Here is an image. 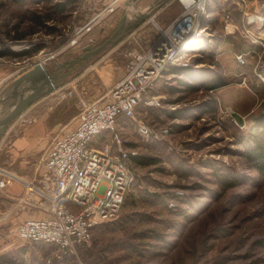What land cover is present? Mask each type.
Returning <instances> with one entry per match:
<instances>
[{
  "label": "rangeland",
  "instance_id": "1",
  "mask_svg": "<svg viewBox=\"0 0 264 264\" xmlns=\"http://www.w3.org/2000/svg\"><path fill=\"white\" fill-rule=\"evenodd\" d=\"M58 2L62 0H0V53L41 46L30 57L0 55V92L41 60L55 72L86 54L85 47L92 50L111 39L126 13L125 6L108 11L91 31L77 32L83 24L79 21L94 11L77 0L74 9L60 13ZM211 2L209 17L219 32L216 51L223 8L235 5L234 0ZM180 7L175 1L164 13H153L154 21L150 16L134 28L130 12L128 29L102 52L74 65L70 75L61 68L54 92L27 107L0 138V167L24 179L36 178L51 141L73 129L82 108L104 98L127 75L135 55L157 37L165 15H177ZM235 12L240 13L236 7L230 10L233 17ZM37 15L51 20L38 25ZM241 21H236V34L253 43L242 33ZM210 29L198 50H186L176 61L180 67L195 65L206 76L216 73L222 86L208 89L202 82L194 90L188 86L191 79L167 74L153 93L163 98L162 106H143L138 115L152 127L155 142L139 134L135 122L118 127L126 147L134 143L142 155L160 160L131 169L132 190L119 217L93 229L91 246L65 255L53 245L19 241L13 224L8 234H0V264H264V175L246 157L255 135L264 138V127L255 122L264 116V58L248 54L245 64L235 56L218 61L217 51L210 58ZM250 30L256 33L255 27ZM244 40H239L241 46ZM103 137L99 147L111 141L112 132Z\"/></svg>",
  "mask_w": 264,
  "mask_h": 264
},
{
  "label": "built area",
  "instance_id": "2",
  "mask_svg": "<svg viewBox=\"0 0 264 264\" xmlns=\"http://www.w3.org/2000/svg\"><path fill=\"white\" fill-rule=\"evenodd\" d=\"M81 1L86 10L91 11L89 0ZM121 1L115 0L86 18L76 31H91L104 19L105 13L121 6L126 7L128 15L133 12V17L153 11V7L139 8L138 0ZM173 1L180 4V14L167 26H158L157 37L146 50L135 55L127 75L104 98L87 103L73 129L51 141L43 168L36 178L24 179L0 167V189L6 190L14 183L22 185L24 190L16 198L17 204L45 213L43 217H30L19 223L14 231L19 241L53 245L65 255L74 252L78 246H91L93 229L119 217L132 190L134 173L130 161L140 152L137 148L125 146L118 127L132 121L139 134L156 138L152 127L138 119L139 107L162 106L164 100L161 96H146L170 67L179 66L176 60L181 54L188 49L198 50L208 38L205 30L212 0ZM233 3L241 13L242 33L253 43H261L258 34H254L250 27L264 28V5L259 0H234ZM230 9V6L223 8L225 31L228 35H235L239 28ZM152 14L150 20L154 21ZM74 43L76 39L72 41ZM247 55L239 53L236 59L245 64ZM39 62L44 63L43 60ZM108 132H112L111 141L99 147L98 138Z\"/></svg>",
  "mask_w": 264,
  "mask_h": 264
},
{
  "label": "crops",
  "instance_id": "3",
  "mask_svg": "<svg viewBox=\"0 0 264 264\" xmlns=\"http://www.w3.org/2000/svg\"><path fill=\"white\" fill-rule=\"evenodd\" d=\"M114 1L115 0H89L88 8L94 11V13L88 12L89 16H87L88 14H85L86 16H84L83 19L79 22L84 23V20L86 18H90L93 14L110 6ZM123 1L124 0H122L121 2ZM173 2H174L173 0H138L139 3L138 6L142 10H146L150 7H153L152 12L153 13L156 12V14H160L162 12L164 13L168 8V6H170ZM233 8L234 6H232L231 9ZM233 11L234 10H232L231 12ZM172 13L169 12L165 15V17L168 16V18H166L167 20H164V22L161 23L162 24L161 26L163 27L167 26L175 18V16L179 14L178 13L177 15H174V13L173 14ZM144 14L145 13H142L137 17L134 16L131 25H133L138 19H141L142 15ZM234 18L236 21H240L241 20L240 13L235 12ZM130 20H132V18ZM220 22H221V27L219 30L222 34V37H220L221 38L220 46H218V50H216L218 53V57H217L218 61L222 57H229L231 59H234L233 57L235 56L236 58V55L239 53H246L251 56H257L258 58L261 59L264 58V28L260 30L256 29V33L261 39V43L257 44V43H251L248 40L245 41L244 39H242V37L240 39L241 36L240 34L239 35L236 34V36L225 34L223 18L220 19ZM213 24L214 21L212 20V18H210L206 23L207 29L211 28L210 30L212 31V34H210L209 39L211 40V42H215L216 40V43H218L219 38L217 37V34L219 32L215 28H213L214 27ZM239 40H244L243 42H245L246 44L241 46L240 44L241 41L239 42ZM153 41L154 39L152 38L150 40V43H152ZM220 54L221 56L219 57ZM141 109L142 106L139 107L138 109V115H140ZM126 122H130V121H126ZM121 133H122V129H121ZM23 190H24L23 186L18 183H14L13 185L9 186L6 190L0 189V234L3 237L5 236V234H8L13 224H16V226H18L19 223H21L23 220L27 218L30 217L38 218V217H43L45 215V213L39 209H31L28 207L24 208V207H20L17 204L16 198L23 193ZM19 247L20 246H18V248ZM7 250H9V248ZM24 253H25V258L28 259L29 251L25 250Z\"/></svg>",
  "mask_w": 264,
  "mask_h": 264
},
{
  "label": "water",
  "instance_id": "4",
  "mask_svg": "<svg viewBox=\"0 0 264 264\" xmlns=\"http://www.w3.org/2000/svg\"><path fill=\"white\" fill-rule=\"evenodd\" d=\"M151 13L142 15L131 27H137L150 17ZM128 13L122 18L118 29L113 33L111 39L106 40L95 49L90 46L84 48L86 54L70 60L68 64H61L55 72H51L45 63L39 62L33 68L13 80L0 92V138L7 131L12 121L18 117L27 107L39 99L51 94L56 89V82L60 79V69L66 68L67 75L72 73L71 68L80 61L88 60L102 52L110 45L119 34L128 29L126 26Z\"/></svg>",
  "mask_w": 264,
  "mask_h": 264
},
{
  "label": "trees",
  "instance_id": "5",
  "mask_svg": "<svg viewBox=\"0 0 264 264\" xmlns=\"http://www.w3.org/2000/svg\"><path fill=\"white\" fill-rule=\"evenodd\" d=\"M76 1L77 0H62V2H58L56 4L57 12L63 13V12H66L68 9H74V7L76 5ZM49 18H51V17H47L46 18V17H44L42 15L35 16L36 23L38 25H44V26L46 25V23L49 20H51ZM15 39H19V38L17 37ZM40 47L41 46L33 45L30 48L24 49L21 52H15V51H13V50L8 48L7 51L1 52L0 55L1 56H10V57L16 58V59L23 58V57H30V56L35 55L37 52H39ZM215 47H217L215 42H212V44L209 45L208 50H210L212 48H215ZM210 53L211 54L208 55V56L210 58H213L215 53H216V51L212 49ZM207 63H208V61H207ZM194 66L195 65H192L191 68L190 67L173 66V67L169 68V70L166 72V75L170 74V75H175L177 77H181L182 76V77H186L188 79H191L192 82H194V83H190V84H188V86H190V88L194 89V90H196L197 86H199V84L202 83V82L205 83L206 88H208V89H216V88H219L220 86H222V80H220L221 77L216 76V73L214 74L215 76H206L205 73H200V69L195 68ZM166 75L162 79L163 80L162 82L165 81ZM159 88L160 87H159V83H158L149 92L148 96H146V97L147 98L151 97L153 95L154 91L158 90ZM144 108L148 109V107H144ZM255 122L257 123L258 126H263L264 127V116L263 115L259 116L257 119H255ZM150 125L153 126L152 124H150ZM119 132L122 135L121 131H119ZM103 136L104 135H102L100 137H103ZM150 139L152 140V142H155V137H150ZM127 147L128 148H137V146L134 143H128ZM246 157L249 159V161L255 163V166H256L257 170L261 174L264 175V138L260 139V138H258L255 135L254 143L252 144V146H249L248 151H246ZM159 162H160V160L158 158H156V157H151V156H148V155H142L141 153H139L138 156H134V157L131 158L130 167H131V169H134L135 166H139V167L155 166ZM228 186H232V183L230 185H228ZM79 247H83V246H79Z\"/></svg>",
  "mask_w": 264,
  "mask_h": 264
},
{
  "label": "bare ground",
  "instance_id": "6",
  "mask_svg": "<svg viewBox=\"0 0 264 264\" xmlns=\"http://www.w3.org/2000/svg\"><path fill=\"white\" fill-rule=\"evenodd\" d=\"M201 45H202V43H201ZM188 50H190V49H188Z\"/></svg>",
  "mask_w": 264,
  "mask_h": 264
}]
</instances>
